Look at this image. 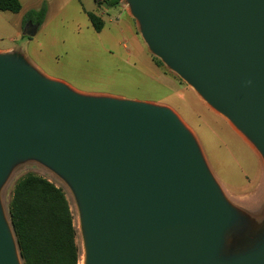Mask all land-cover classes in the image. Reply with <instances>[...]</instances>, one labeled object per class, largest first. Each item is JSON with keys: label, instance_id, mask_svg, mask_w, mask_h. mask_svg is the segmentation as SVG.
<instances>
[{"label": "water", "instance_id": "1", "mask_svg": "<svg viewBox=\"0 0 264 264\" xmlns=\"http://www.w3.org/2000/svg\"><path fill=\"white\" fill-rule=\"evenodd\" d=\"M125 2L150 51L264 160V0ZM28 160L72 190L84 264H264V230L228 248L246 218L173 108L80 92L0 51V190ZM0 264H24L1 198Z\"/></svg>", "mask_w": 264, "mask_h": 264}, {"label": "rangeland", "instance_id": "2", "mask_svg": "<svg viewBox=\"0 0 264 264\" xmlns=\"http://www.w3.org/2000/svg\"><path fill=\"white\" fill-rule=\"evenodd\" d=\"M44 2L48 5L45 19L38 31L29 35L30 20L25 11L29 7L38 10ZM21 3L17 13L0 10V49L13 48L41 72L63 80L77 91L173 108L196 137L226 197L246 218L248 226L230 234L228 248L239 250L251 245L264 230L263 157L225 116L150 51L128 4L124 1V9L119 5L104 8L99 0ZM88 12L104 20L100 32L92 26ZM28 172H36L64 189L83 253L79 210L72 190L63 178L36 160L16 165L0 190L8 220L15 184Z\"/></svg>", "mask_w": 264, "mask_h": 264}, {"label": "trees", "instance_id": "3", "mask_svg": "<svg viewBox=\"0 0 264 264\" xmlns=\"http://www.w3.org/2000/svg\"><path fill=\"white\" fill-rule=\"evenodd\" d=\"M107 3L109 7L117 6L122 0ZM46 8L44 3L40 9L31 10L28 19L42 24ZM21 9V0H0L1 11L17 13ZM88 17L100 32L104 20L93 12H88ZM8 212L24 264H80L78 229L62 187L36 172H28L17 180Z\"/></svg>", "mask_w": 264, "mask_h": 264}, {"label": "crops", "instance_id": "4", "mask_svg": "<svg viewBox=\"0 0 264 264\" xmlns=\"http://www.w3.org/2000/svg\"><path fill=\"white\" fill-rule=\"evenodd\" d=\"M124 1H125V0H122V3H121L119 6L123 7L124 9H127L126 6H125V4H124ZM44 3H46V2H44ZM44 3H43V4H44ZM43 4H42V5H43ZM41 7H42V6H41ZM41 7H40V8H41ZM46 7H47V8H46V9H47L46 12H48V5H47V4H46ZM29 8H30V9L27 10V11H25V13L28 14V12H30L31 10H36V9H34L33 7H29ZM30 22H32L33 25L38 24V23L33 22L32 20H30ZM31 26H32L31 24H29V23L27 24V27H28V28H30ZM40 26H41V24H39V26H38V28H37V31H38V29H39ZM0 51H16V50H14L13 48H7V49H0Z\"/></svg>", "mask_w": 264, "mask_h": 264}, {"label": "bare ground", "instance_id": "5", "mask_svg": "<svg viewBox=\"0 0 264 264\" xmlns=\"http://www.w3.org/2000/svg\"><path fill=\"white\" fill-rule=\"evenodd\" d=\"M82 236V235H81ZM82 238V237H81ZM82 244V243H81ZM81 261H80V264H84V260H85V255H84V252L81 253Z\"/></svg>", "mask_w": 264, "mask_h": 264}, {"label": "built area", "instance_id": "6", "mask_svg": "<svg viewBox=\"0 0 264 264\" xmlns=\"http://www.w3.org/2000/svg\"><path fill=\"white\" fill-rule=\"evenodd\" d=\"M108 0H99L101 3H106Z\"/></svg>", "mask_w": 264, "mask_h": 264}]
</instances>
